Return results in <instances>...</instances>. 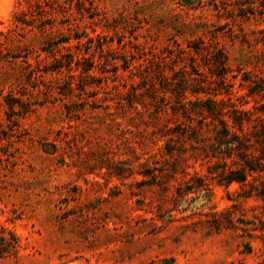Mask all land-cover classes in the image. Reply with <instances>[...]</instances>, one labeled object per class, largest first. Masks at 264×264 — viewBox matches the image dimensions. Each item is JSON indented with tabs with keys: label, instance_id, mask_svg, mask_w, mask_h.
I'll return each instance as SVG.
<instances>
[{
	"label": "rangeland",
	"instance_id": "1",
	"mask_svg": "<svg viewBox=\"0 0 264 264\" xmlns=\"http://www.w3.org/2000/svg\"><path fill=\"white\" fill-rule=\"evenodd\" d=\"M177 85L264 117V0H0V264H264Z\"/></svg>",
	"mask_w": 264,
	"mask_h": 264
},
{
	"label": "trees",
	"instance_id": "2",
	"mask_svg": "<svg viewBox=\"0 0 264 264\" xmlns=\"http://www.w3.org/2000/svg\"><path fill=\"white\" fill-rule=\"evenodd\" d=\"M204 49L197 47L195 52L200 53ZM213 58V63L223 72L228 70L224 53L218 50ZM90 67L87 71L92 70ZM226 74H222L223 82L227 80ZM175 89L178 93L177 108L189 121V124H184L182 136L191 142L192 156H201L214 163L212 167L217 166L223 183L227 186L237 183L242 187V197L256 196L264 201V117L258 116L253 120V112L229 103L231 98L225 100L215 95V98H199L192 102L187 97L186 87L177 85ZM257 91H264V85L251 90V93ZM257 109L264 113V104ZM193 114L202 116L197 127L192 126ZM208 119L212 121L207 123ZM259 180L262 181L259 183ZM256 183L259 185L255 186ZM16 247L17 240L11 235L3 245L0 257L14 252Z\"/></svg>",
	"mask_w": 264,
	"mask_h": 264
}]
</instances>
